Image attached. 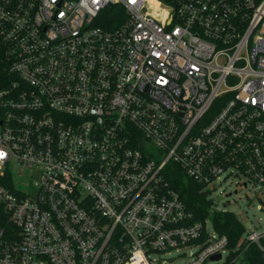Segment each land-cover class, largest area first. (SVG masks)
I'll use <instances>...</instances> for the list:
<instances>
[{
    "label": "built area",
    "instance_id": "2783aa9c",
    "mask_svg": "<svg viewBox=\"0 0 264 264\" xmlns=\"http://www.w3.org/2000/svg\"><path fill=\"white\" fill-rule=\"evenodd\" d=\"M0 55V264L264 260L170 182L264 190V0H0Z\"/></svg>",
    "mask_w": 264,
    "mask_h": 264
},
{
    "label": "rangeland",
    "instance_id": "374dc122",
    "mask_svg": "<svg viewBox=\"0 0 264 264\" xmlns=\"http://www.w3.org/2000/svg\"><path fill=\"white\" fill-rule=\"evenodd\" d=\"M19 173V168L17 166L13 167V175L16 179L17 187L29 189L31 185ZM236 182L238 181L218 183L210 187L212 193L209 199L211 197L214 201L210 213L214 211L230 212L235 215L247 231L253 230L255 227L264 228V190L251 185H248V190H245L235 184ZM219 198H222V201L216 203ZM209 229H211L210 225ZM170 255L175 256L176 252H172ZM168 257V255L164 256V258ZM187 258L180 257L172 264H182Z\"/></svg>",
    "mask_w": 264,
    "mask_h": 264
},
{
    "label": "trees",
    "instance_id": "16d2710c",
    "mask_svg": "<svg viewBox=\"0 0 264 264\" xmlns=\"http://www.w3.org/2000/svg\"><path fill=\"white\" fill-rule=\"evenodd\" d=\"M108 10L117 9L112 7ZM107 15L109 13L104 14V16ZM2 70L0 67L1 72ZM170 182L172 187L179 193L187 211L192 214L193 221L203 220L208 216L212 204L208 192L202 190L200 185L180 172L170 177ZM212 219L215 229L221 234L227 235L233 242L244 233L243 225L230 212L216 213ZM245 254L246 264H264V260L256 248L250 247Z\"/></svg>",
    "mask_w": 264,
    "mask_h": 264
},
{
    "label": "water",
    "instance_id": "95a60500",
    "mask_svg": "<svg viewBox=\"0 0 264 264\" xmlns=\"http://www.w3.org/2000/svg\"><path fill=\"white\" fill-rule=\"evenodd\" d=\"M221 200H222V198H219V199H218V202H220Z\"/></svg>",
    "mask_w": 264,
    "mask_h": 264
}]
</instances>
